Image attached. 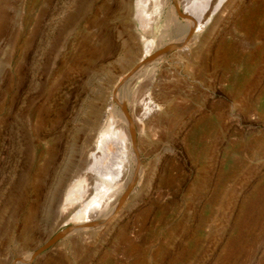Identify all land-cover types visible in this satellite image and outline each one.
<instances>
[{
    "label": "rangeland",
    "instance_id": "obj_1",
    "mask_svg": "<svg viewBox=\"0 0 264 264\" xmlns=\"http://www.w3.org/2000/svg\"><path fill=\"white\" fill-rule=\"evenodd\" d=\"M136 1L0 0V264H264V0ZM95 121L127 196L84 233Z\"/></svg>",
    "mask_w": 264,
    "mask_h": 264
},
{
    "label": "bare ground",
    "instance_id": "obj_2",
    "mask_svg": "<svg viewBox=\"0 0 264 264\" xmlns=\"http://www.w3.org/2000/svg\"><path fill=\"white\" fill-rule=\"evenodd\" d=\"M171 1L172 0L149 1L150 8L152 9L153 14L154 13L156 15L162 14L164 9L168 6V4L171 3ZM191 4L186 3L185 6L183 5L184 8H183L181 15H183V18H185V21L180 26V30L183 32V35H182V39L180 40L178 44L180 45V47L187 48V50L190 49L191 47L189 45L191 40L195 36H198L197 34L199 33V29L193 31V27L196 26V22L199 21L201 17V14L197 12L198 8L196 6H192ZM230 4L231 3L226 4V7L230 6ZM142 5H145V0H144V4L142 3ZM139 13H144V12L142 11ZM143 15H146L144 17L148 19L149 17H151L149 13L148 15L147 14H143ZM143 15L141 17H143ZM148 21L145 23H148ZM175 21L176 22L178 21L177 17L175 16V14L171 13V15L168 16V19H167L168 26L165 27L162 37L167 36L169 28L171 27L172 23L174 24ZM141 23H143V21ZM148 25L150 26L149 23ZM103 126L104 124L102 121H95L92 124L89 135H88L87 144H85L84 146L85 152L83 153L82 158H81V165L74 174L75 179L77 178V180H79L78 185L76 187L74 186L79 192L78 193L79 197L75 199V202H73L74 209L73 210L71 209L72 211L70 212L72 213L76 210H79L74 217L75 220H77L79 223H82L81 227L77 229L79 232L86 233L88 230L98 228L99 225H102L101 222L103 221L105 222L108 220H113L115 217H117L119 210L123 207L124 203H126L124 202L126 201V196H127L125 189H127L126 185L128 183L126 182L127 180L126 181L124 180L126 179L127 172L125 170V166H122L124 165L123 161L125 160L119 161L118 163L121 162L120 164L115 163L113 165H109V167L106 170H104L103 166L106 165L105 162L103 161L101 162L98 157L94 158V156L96 153L97 154L102 153L103 157L106 158L107 153L105 151H110L111 147H114V148L119 147L117 150L123 151L124 149L126 150L128 146L125 142L122 144L119 141L114 140V138H112L113 140H111L107 136L106 132H104L106 134H101L100 137L99 138L97 137L96 139L98 130H101ZM92 159L95 160L93 162L95 166L94 164L93 165L91 164ZM68 200H70V198H68ZM70 206L72 205L70 204Z\"/></svg>",
    "mask_w": 264,
    "mask_h": 264
}]
</instances>
